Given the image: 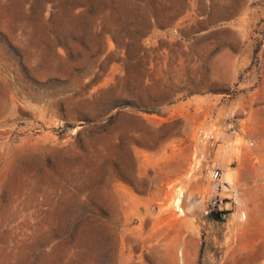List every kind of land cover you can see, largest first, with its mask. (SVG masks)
<instances>
[{
	"label": "rangeland",
	"instance_id": "rangeland-1",
	"mask_svg": "<svg viewBox=\"0 0 264 264\" xmlns=\"http://www.w3.org/2000/svg\"><path fill=\"white\" fill-rule=\"evenodd\" d=\"M0 264H264V0H0Z\"/></svg>",
	"mask_w": 264,
	"mask_h": 264
},
{
	"label": "bare ground",
	"instance_id": "bare-ground-1",
	"mask_svg": "<svg viewBox=\"0 0 264 264\" xmlns=\"http://www.w3.org/2000/svg\"><path fill=\"white\" fill-rule=\"evenodd\" d=\"M180 201H181V200L179 199L177 205H179Z\"/></svg>",
	"mask_w": 264,
	"mask_h": 264
}]
</instances>
